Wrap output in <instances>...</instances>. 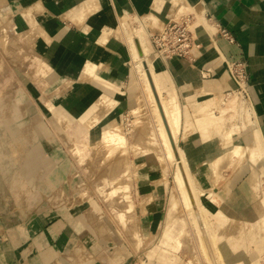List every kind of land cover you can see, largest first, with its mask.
<instances>
[{
    "label": "bare ground",
    "instance_id": "bare-ground-1",
    "mask_svg": "<svg viewBox=\"0 0 264 264\" xmlns=\"http://www.w3.org/2000/svg\"><path fill=\"white\" fill-rule=\"evenodd\" d=\"M31 1L27 0L29 6L32 5ZM182 1L184 2V0ZM196 1L185 0L178 17L194 13L192 11ZM94 6L93 4L92 6L91 4L83 5L79 9L77 17L83 20L86 15L95 10L92 9ZM40 9L42 10L40 5H37L36 11L32 7L30 11H33L35 16L32 12L27 13L30 19L29 23L32 26L41 23L40 33L33 50H23L26 43L22 41V36L16 38V43L14 42L15 37H11L14 48L11 44L9 51H4L12 69L23 74L26 79L29 77L34 79L39 88L42 87L43 94L38 101L42 107V111L39 113L31 94L18 83L7 82L0 88V113L1 109L5 111L2 119H0V172L3 168L2 174L9 182V185L2 189L4 196L0 193V202L7 203L10 209L14 208L15 204L7 201L8 198L12 200L19 194L20 198H23L21 204H24L25 195H30L32 201L29 209L24 210V213L34 215L29 225L35 232H40L41 229L46 231L40 237L42 243L40 245L48 246L54 255L64 257L68 253L67 258L72 262H75L73 260L74 253L69 252L67 247L69 242H67L66 236L62 239L64 243L61 246H53V243L55 244L58 236L67 226L66 222L58 221L61 216L70 225L76 224V230L80 234L87 233L96 226L100 228L99 233L107 234L106 229L108 231L109 228L107 225H103L107 221L105 218L98 217L101 208L86 191L87 186L83 185L81 175L87 173L95 175L96 173L97 176L94 179L96 180L101 173H105L102 172L101 161L103 159L107 161L116 156L118 150L126 144V137L119 126V122L122 121L121 114L126 107H129L135 114L149 108L145 104L141 105L135 99L139 84L135 80L133 70L130 71L121 64L117 67L104 68L102 61L106 59L111 61L116 54H119L117 57H123L127 62L132 59L135 60L134 69L143 82L146 96L150 100V109L157 122L155 129H152L151 132H149L147 123L141 126L143 128L140 131L141 136L145 137L146 142L150 141L147 144L148 148L151 149V147L161 144L166 149L167 156L177 162L176 178L182 203L189 213L197 234L202 235L205 232L210 235L209 253L211 251L214 255L210 259L208 258L207 247H204L203 239L200 238L202 240L200 247L207 256L209 264H247L244 255L249 254V252L254 257L251 264H258L257 261L264 250V195H258L262 182L258 181L257 177L258 170L264 171V168H261L262 165L264 167V160L260 157L264 154V136L258 122L253 119L255 111L251 101L239 89L241 85L234 78L233 70L229 66V59L219 55L214 63L218 68L227 69L234 85L232 91L229 93L223 91L220 92L221 95L215 96L209 87H205L204 93L196 95L197 98L200 96L198 101L190 102L192 105L185 104L183 131L180 132L173 115L176 114V107L174 104H168L169 102L163 93L166 90L164 83L165 80L167 82L174 80L175 77L170 72L177 73L192 64L188 59L184 60L179 56L162 59L155 53L152 54L147 43L150 42L149 35L152 36L153 34L150 26H158L157 17L150 15L141 18L144 29H140L137 34L131 32L130 27L127 26L128 23L125 21L123 27L126 35L121 41L111 39L107 28L94 24L93 28L88 31V35L91 43H94L98 49L92 51L89 48L92 52L86 55L85 49L88 47L86 45L83 51L85 56L71 55L70 61L80 60L83 68L85 67L74 72L75 65L72 67L65 66L66 64L62 62V59L58 61L59 51L48 46L52 39L50 32L56 28V21L47 17L46 14H38ZM84 9L87 10V13ZM1 15H5V13ZM148 27L150 28L149 33L145 30ZM190 27L198 38L204 36L209 39L212 36L211 39L217 40V34L215 36L210 34L215 29L206 18L192 21ZM66 29L61 27V32L56 35V39L59 40L67 32ZM14 30L19 31L17 26ZM77 44L80 45L81 42L78 41ZM47 46L51 50L48 51ZM216 47L217 43H209L207 44V51L211 48L217 49ZM105 48L108 51H102ZM29 52L33 53H31V58L28 55ZM40 52H47V56L45 58L39 57ZM29 62L31 65H29L28 75L25 71ZM160 65L169 70L166 77L162 75V72L156 70V67ZM210 66L211 64L208 63L206 67L210 68ZM111 69L119 70L122 80H125L127 73L132 72V80L127 86L129 99L123 102L117 100V93L109 88V82L105 78L107 73L115 76ZM87 81L88 84H86ZM174 93L177 99V90ZM142 107L143 109H141ZM106 109L117 112V116L114 114L107 116L109 112ZM236 116L242 121L244 128L237 123ZM116 118L118 125H115V122L111 123ZM231 120L234 123L228 126V121ZM221 137L223 140H220ZM180 139H183L193 149L192 145H197L202 155L201 159L214 158L220 154L216 160H210L213 172L215 169L220 170L224 166L231 165L233 163L232 157L239 154L242 143L251 142L254 145L252 146L250 161L257 162V169L254 170V173L248 174L247 165L239 166L241 171L235 174L233 184L235 185L240 179L243 183L241 191L236 190L228 193L225 186H219L217 189L214 187V191L207 192L196 185L195 179L199 175L198 180H206L203 173L206 168L198 169L199 172L196 175L191 172L186 159L187 150L185 151L180 147ZM60 142H64L71 155L77 159L79 170L71 165L69 159L58 166L57 161L67 157L65 151L58 147ZM47 150H51V156H48ZM119 160L115 166L113 165L114 167L106 168L108 173L110 171L115 172L116 169L121 170L125 159ZM106 164L108 165V163ZM69 177L71 183H68ZM96 181L95 190L108 197L109 205L122 207L117 200L113 199V195L119 187L111 191L108 190L110 182L106 177L102 181ZM60 183L64 184L62 189L57 187ZM1 186H4L3 182H0ZM225 191L228 199L222 200L221 194H224ZM203 194H207L209 198L210 204L208 206L202 200ZM4 197H7L6 201ZM171 201V210L173 211L178 207V200L173 197ZM233 201L234 203H232ZM249 205H252L250 210L246 209ZM90 208L92 211L88 210L84 213ZM215 208L216 212L210 211L215 210ZM239 208L240 211H237L236 209ZM43 212H45L44 215L38 216L39 213ZM3 220L7 226L20 227V222L13 219V216L9 214L3 215ZM213 220L220 223V228L225 230L224 234L228 233L232 237L220 236L214 230ZM231 220H233L231 223H236L230 225ZM174 222L185 224L186 220L176 219ZM47 224H51L52 228L47 229L45 226ZM170 226L164 233L163 242L167 247L179 249L182 241L175 236V226ZM249 229L251 238L247 239L242 232H247ZM237 233V238L240 239H235L234 234ZM175 239L177 240L176 243L173 242ZM108 240L109 246L116 248L120 254L115 238ZM253 243H258L254 248L255 251L252 250ZM231 245L235 250L230 248ZM63 247L66 252L61 250ZM1 253L0 247V264H15L13 262L14 256L11 253L5 255ZM48 253H51L50 250L47 255ZM165 253L169 252L166 250ZM119 254H116L118 258ZM30 259L33 260L27 264H44L43 262L36 263L39 260L37 257ZM48 261H50L49 256Z\"/></svg>",
    "mask_w": 264,
    "mask_h": 264
},
{
    "label": "rangeland",
    "instance_id": "rangeland-1",
    "mask_svg": "<svg viewBox=\"0 0 264 264\" xmlns=\"http://www.w3.org/2000/svg\"><path fill=\"white\" fill-rule=\"evenodd\" d=\"M31 3L33 6H29L27 0H0V88H2V85L7 82L18 83L31 94V98L34 102H36L35 105H37L38 111L40 113L42 111V107L40 106L41 103L39 104L38 101H40L43 94L42 87L39 88L37 82L34 79H30V77L26 79L24 78L23 74H19L18 72L14 71L4 53V51H9V46L11 44L12 48H14L13 43H16V38L22 36V41L26 43L23 50H33L35 41L37 42V38L40 33L41 23H38L36 26H32L29 23L30 19L27 13L32 12L34 15V12L30 10L33 7V10L36 11L37 5H40L42 7V10L40 9L38 14H46L47 17L52 14V10L47 6L49 5L48 0H32ZM86 4L87 6L90 4L92 6L93 1L87 2ZM92 9H95V6ZM56 10L57 15L64 12L59 11L57 7ZM93 12H91L89 15H92ZM3 13H5V15H1ZM89 15H86L83 20L75 19L76 21H78L76 22V24H78L75 25L74 30L73 25L66 21H61L62 23L58 22L61 26L57 27L56 21V28L50 32L52 39L48 46H58V61L62 59V62L66 64L65 66L72 67V65H75L74 72H76V70H82L85 67L83 68L80 60L73 62L70 61L71 55L85 56V54L89 55L92 51H97L98 49L96 48L94 43H91V39L88 35V31L93 28V25L89 24L86 26L85 24L87 16ZM52 18L55 17L52 16ZM141 18L143 17H139L138 15L132 14L131 12L123 13L119 17L116 26L107 27L111 39L113 38L117 41H121L122 38H125L124 36L126 35V31L123 27V23L125 21L128 23L127 26L130 27L131 32L133 31V33L137 34L140 29H144ZM79 23L82 25H80ZM16 26L19 30L17 32L14 30ZM61 27H64L65 29L67 28V32L58 40L56 39V35L61 32ZM214 29L215 30H213L210 34H213L215 36V34L218 33V30L216 28ZM145 30L149 33L150 28L148 27ZM72 32L75 35L79 36L77 38H82L86 42H83L85 46H88L85 49V54L83 53V51H70V48H68V41ZM11 37H15L14 42H12V40L10 39ZM149 38L150 42L147 43V45L149 46L153 54L154 45L152 43L151 35H149ZM48 46L47 50L49 51L50 49ZM89 48H91L92 51H90ZM102 51H108V49L105 48L102 49ZM31 53H28L30 58L32 56ZM38 55L41 58H45L47 56V52H40ZM117 56H119V54H116L114 59L111 61H109V59L102 61L104 68H108L110 66L117 67L119 64H121V66L127 67L128 69H130V71L133 70L135 80L139 84L138 93L136 94L135 99L140 102L141 105L145 104V106L149 107L145 110L142 107L141 109L143 110L136 114L133 113L129 107H126L123 110L121 114L122 121L119 122V126L122 129V133L126 137V144L124 145V147L118 150L116 156L107 161H105L104 159L101 161L102 165L100 166L103 167L102 172L105 173H101V175L96 179L99 181H102L104 177L109 179L110 183L107 189L110 191L119 187L117 192L113 195V199L117 200L120 205H122V207L110 206L109 201H107L108 197L95 190L97 181L94 179L97 176L96 173L95 175L93 173H87L88 175H81L83 185L87 186L86 191L89 192V195L96 200L101 208L98 217L105 218L107 222H104L103 225H107L109 230L107 231L106 229L107 234L104 235L101 234V232L99 233L98 230L100 228L96 226L93 230H89L87 233L80 234L76 230V224L70 225L67 220H65V218L61 216L58 221L66 222L67 226L63 230L62 234L58 236L55 244L53 243V246H61L64 243L62 239L66 236V238L68 239L67 242H69L67 246L69 252L74 253L73 260H75V262H72L67 258L68 253L64 257H61L58 255H54L48 246L45 247L40 245V237L46 231L44 229H41L40 232H35L34 229L29 225L32 221L31 218L34 215H29V213L28 215H26L24 213V210H27L30 207V202L32 201L30 195H25L24 204H21V199L23 198H20L19 194L12 200L8 198L7 201L15 204V207L10 209L8 208L7 203L0 202L1 254L5 255L7 253H11L14 256L13 262L15 264H27L28 262H30V260H33L30 259L31 257L39 258L36 263L43 262L44 264H209L207 256L204 254L202 248L200 247V243L202 242L200 238L203 239V243L205 245L204 247H207L206 250L209 253V242L211 243L210 235L205 232L202 233V235L197 234L196 228L190 219L189 213L182 203L183 201L179 192V186L176 178L178 170L177 162L175 161V159L169 158L167 156L166 149H164V146L161 144H159L158 146H153L151 147V149L148 148L147 144L150 143V141L146 142L145 137L141 136L142 134L140 131L143 129L141 126L147 123L149 132H151L152 129H155L157 122L155 120L154 113L150 109V100L146 96L147 94L144 90L143 82L140 80L137 71L134 69L135 60L132 59L131 61L127 62L123 57ZM116 63L117 65H114ZM29 65H31L30 62L28 63L27 70L25 71V73H27L28 75L30 69ZM229 66L231 69H233L231 62L229 63ZM111 71L115 74V76H111L108 73L105 75L106 80L109 82V88L117 93V100L119 102H123L129 99L127 86L130 85V82L132 80V72L127 73L126 78H124L125 80H122L120 78L121 72L119 70L114 71L113 69H111ZM88 83L89 82L87 81L86 84ZM231 91L232 89L226 90L224 92L229 93ZM220 92L216 94L213 93V95H221L222 93ZM163 93L165 95V98H167L165 90ZM185 100L186 98L183 97L178 106H175L176 111H174L176 112V114L173 111L174 120L180 132L183 131L185 104L192 105L191 103H185ZM168 104L170 105V103ZM106 111L109 112L107 116H110L109 114H114L117 116V112L115 111L111 112L110 109H106ZM191 112L193 113V111ZM4 113L5 111L1 109L0 119H2ZM253 119L256 120L255 117ZM117 121L118 120L116 118V120L111 121V123L115 122V125H118ZM236 121L240 126H242V128H244V126L242 125V121L239 120L238 116H236ZM231 123H234V121H228V126H230ZM223 139L221 137L220 140ZM58 145V147L62 148L67 155V157H64V159H59L57 161L58 166H61V164H63L65 160L69 159L71 165H73L76 170H79L80 167L78 166L77 159L71 155L67 145L64 142H60ZM179 145L185 151H188H186V159L188 161L191 172L194 173V175L199 172L201 167L206 168L203 172L206 180H198L199 175H197L195 179L196 185L202 187V189H205L207 192L214 191L213 188L215 187V189H217V187L219 186H225L228 193L235 192L236 190L241 191V185L243 183L242 181H240V179L237 180V183L235 185L233 184L235 174L241 171V168L239 166L242 167L243 165H247V168H249L248 174H250L251 172L254 173V170L257 169V162L250 161L251 150L252 146L254 145L251 142L242 143L241 151L239 152V154L235 156L233 155V163L231 165L229 164L228 166H224L220 170L215 169L214 172L211 167L212 165H210V160H216V158L220 154H217L214 158L206 157L204 160L200 159L201 154H196L197 151L200 150L197 145L193 149L192 147H189L183 139L179 140ZM50 151L51 150H47L48 156H51ZM263 155L260 156L262 160H264ZM119 159H125V161H123L124 167L122 166L121 170L116 169L115 172L110 171L109 173L111 174H109L106 168L114 167L116 163L120 161ZM106 163H108V165ZM261 168H264L263 165ZM2 170L3 168H1L0 172V182H3L4 186L0 187V193H2V189L4 187L9 185V182L6 181V177L2 174ZM257 175L259 179L258 181L262 182V185L258 191V195L263 196L264 171H262V169L258 170ZM70 177L68 179V183H71ZM57 187L62 189L64 187V184L60 183L59 185H57ZM221 195L223 196L222 200L228 199L226 191ZM173 197L178 200V207L172 211L171 199ZM6 198L7 197H4L5 201ZM202 200L206 206L210 204L207 194H203ZM232 203H234V201ZM246 209H252V205H249V207ZM88 210L92 211V208L85 210L84 213H86ZM236 210L240 211V208ZM210 211L216 212V208L215 210L213 209ZM44 213L45 212L39 213L38 216H42L44 215ZM6 214L13 216V219H17L20 222V227L18 228V226H7V224H5L3 220V215ZM176 219H185L186 223L183 224L181 222H174V220ZM232 221L233 220H231L230 223ZM212 222L215 224L214 230H216L220 236H230L228 233H223L225 230L220 228V223H217L216 220H213ZM234 223H231L230 225H233ZM170 225L175 226V236L177 239L179 238L182 241L179 249L167 247L163 242L164 233ZM45 226L47 229L52 228L51 224H47ZM116 234L118 236L117 238ZM242 234L246 236L247 239H249V237L251 238L250 229L247 232H242ZM237 235L238 233L234 234V236H236L235 239H240L237 238ZM112 238H115V240L117 241V248H119L121 252L120 254L119 252H117L118 250L116 248H112L109 246L110 242L108 239ZM176 241L177 240L175 239L173 242L176 243ZM6 244H8V246H5ZM257 245L258 243H255L252 247V250H254ZM230 248L232 250H235L232 245L230 246ZM49 250L51 253H48L47 255V252H49ZM61 250L64 252V247ZM166 250L169 253H165ZM116 254H119V258ZM247 254L248 253L244 255V260L247 264H251L254 260V257L250 252L248 255ZM48 256L50 257V261H48ZM213 256V253L210 251V253L208 254V258H213ZM257 263L264 264V250L261 252V256L259 257Z\"/></svg>",
    "mask_w": 264,
    "mask_h": 264
},
{
    "label": "crops",
    "instance_id": "crops-1",
    "mask_svg": "<svg viewBox=\"0 0 264 264\" xmlns=\"http://www.w3.org/2000/svg\"><path fill=\"white\" fill-rule=\"evenodd\" d=\"M92 1L95 10L92 15L88 14L86 26L96 24L106 28L116 26L119 17L126 12L141 17L154 15L158 20L157 28L162 27L171 18L178 17L185 3V0L184 2L182 0H48L47 6L52 10L49 17L56 18V20L52 19L57 21V27L61 26L58 22L66 21L73 25L74 30L75 25L78 24L75 19L80 20L77 17L79 9ZM56 7L64 12L57 15ZM193 9L194 21L206 18L213 28L217 30L226 28L235 39V43H229L224 38L213 40L212 36L209 39L204 36L198 38L194 33V40L201 44V47L190 51L194 56L189 60L192 65L177 73L170 72L175 77L173 81L165 80L164 87L168 102L177 107L183 97L188 104L198 101L200 96L197 98L196 95L204 93L205 87H209L214 94L234 88L227 69L216 67L214 61L219 55L235 61L245 59L250 65L251 79L248 94L255 111V119L264 136V0H197ZM84 10L87 13V10ZM77 37L79 36L73 32L69 37L70 51H84L83 42H86ZM78 41L81 42L80 45L77 44ZM209 43H217V49L211 48L207 51ZM52 48L56 51L59 49L58 46ZM208 63L211 64L210 68L206 67ZM156 68L164 77L169 73V70L161 65ZM176 90L177 99L174 93ZM196 154H201L200 150Z\"/></svg>",
    "mask_w": 264,
    "mask_h": 264
},
{
    "label": "built area",
    "instance_id": "built-area-1",
    "mask_svg": "<svg viewBox=\"0 0 264 264\" xmlns=\"http://www.w3.org/2000/svg\"><path fill=\"white\" fill-rule=\"evenodd\" d=\"M194 21L193 15H183L180 17L171 18L162 27L150 26L153 34L151 36L154 45V53L164 59L173 57H182L188 60L193 59L190 51L199 49L201 44L194 40V32L190 27L191 22ZM224 38L229 43H235V39L226 28H219L217 33L218 38ZM232 65L235 80L239 83L240 90L245 94L247 99H250L248 94V87L250 83L249 63L244 60L229 59Z\"/></svg>",
    "mask_w": 264,
    "mask_h": 264
}]
</instances>
